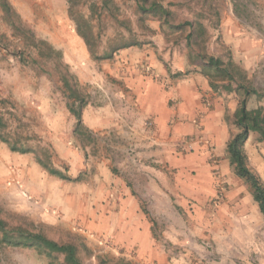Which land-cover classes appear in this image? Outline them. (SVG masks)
<instances>
[{"label":"rangeland","instance_id":"obj_1","mask_svg":"<svg viewBox=\"0 0 264 264\" xmlns=\"http://www.w3.org/2000/svg\"><path fill=\"white\" fill-rule=\"evenodd\" d=\"M9 1L26 25L66 50L67 63L80 59L78 62L84 66L80 69V82L89 102L82 118L88 132L75 133L76 118L67 107L68 99L54 60L41 56L23 33L16 34L0 7V115L6 124L2 133L18 147L34 150L25 154L12 151L0 140V212L38 224L57 241L80 239L91 250L88 254L82 250L85 264H98L99 258L106 264L123 261L153 264L142 258L139 246L135 245L142 240L147 224H150L152 239L164 246L168 253L165 257L171 263L186 264L182 261H186L184 236L198 233L201 228L206 236L194 234V243L200 252L192 251L193 256L187 260L191 264L219 261L215 245L207 237L212 234L210 226L207 230L204 226L196 227L197 221L207 222L219 215V203L203 211L183 208L175 203L172 191L178 190L180 179L185 177L186 188L198 177L206 178L210 186L212 175L215 179L212 187L223 190L244 187L252 197L248 184L230 165L226 148L220 149L209 140L205 147L199 148L194 145L195 136L173 143L158 142L159 133L152 122L147 120L139 127L129 119L128 113L134 111L121 97L122 83L105 73L112 61L93 58L95 67H88V57L75 34L66 0ZM93 1L100 6L102 0H84L80 11L92 21L99 54L110 42L118 45L123 38L134 39L142 45L160 40L173 42L179 47L178 52L186 54L188 27L179 31L176 26L193 21L202 23L207 33L203 35L199 28L191 50H187L192 60L215 56L227 62L232 55L230 46L225 44L231 35L222 33L221 18L216 15L218 7L225 8L230 0H192L188 11L186 2L185 7H174L169 17L173 28L168 25L162 28L159 19L147 17L146 23L142 22L134 0H119L120 4L116 3L121 9L119 12L114 9L101 13L98 8L90 14ZM232 3L240 23L254 29L239 39L242 43H257L255 50L262 51L264 0H232ZM97 73L104 78L95 82L87 80L89 75L96 77ZM258 76L256 84L264 85V76ZM259 85L252 86L256 96L263 93ZM239 94L241 97L242 93ZM227 121L232 137L238 129L233 117L229 116ZM252 141L248 149L245 145L248 156L264 159V140L258 136ZM42 150L54 167L79 180L67 182L51 176L37 161L38 155L44 156ZM178 154L173 160L172 156ZM129 194L139 204L138 209H130L134 204L126 210L117 204L112 208L106 206L108 200L126 198ZM213 201L218 202L220 198ZM252 201L257 203L253 197ZM161 260V257L154 258L156 263ZM61 261L28 248L5 247L0 251V264H59Z\"/></svg>","mask_w":264,"mask_h":264},{"label":"crops","instance_id":"obj_2","mask_svg":"<svg viewBox=\"0 0 264 264\" xmlns=\"http://www.w3.org/2000/svg\"><path fill=\"white\" fill-rule=\"evenodd\" d=\"M115 1L118 5L120 4L119 0ZM159 1L170 10L179 5L185 7L186 2V11H188L192 0ZM216 12V15L221 18L219 29L223 34L231 35V39H226L225 44L230 46L233 60L241 66L252 86L257 87L259 84H256V78L259 77L258 75L264 76V49L257 51L255 50L258 47L257 43L251 41L242 43L239 39L244 33H249V30L253 32L254 29L240 23L232 0L228 1L225 8L218 7ZM75 34L82 41L80 45L83 49L85 48L88 67H95L96 61L92 58L84 40L77 31ZM178 48L173 42L166 43L160 40V42L144 44L140 47L120 49L111 59L112 64L107 65L108 69L105 73H110L111 77L122 83L121 97L134 111L130 112L131 114L128 113L129 119L134 120L139 127H142L147 120L152 122L159 133L158 142L170 140L169 142L173 143L185 140L188 136L192 138L195 136L194 145L199 148L205 147L208 140L220 149L226 148L231 138L227 118L234 117L241 98L239 92L235 90L236 84H232L234 87L232 91H226L222 87L214 90L209 77L202 72V68L196 63H191L187 53V41L186 54L178 52ZM62 49L66 57V50L63 47ZM78 61L80 59L76 58L69 63L82 81L80 69L82 70L84 66ZM100 78L104 76L97 73L96 77L89 75L87 80L95 82ZM259 87L263 93L259 91L261 93L259 96L255 94L249 96L247 103L249 109L264 108L263 83H260ZM165 135L171 138L166 139ZM258 136L256 132L250 133L246 149ZM178 157L179 154L172 156L173 160ZM249 158L253 169L264 178V159H253L252 156ZM203 160L205 161V157ZM210 176V186H207L206 178L198 177L186 188L185 177L183 180L180 179L181 185L180 187L177 185L178 190L172 191L175 203L183 208L193 207L195 211H203L211 208L212 204L219 203L218 216L207 222H196L197 229H199L198 226H204L207 230L210 226L209 229L212 231V234L207 237L212 239L219 261L209 262V264H264V217L258 204L252 201L253 196L246 194L244 187L233 190L212 187L215 179L212 175ZM217 198H220V201H213ZM114 204L125 210L131 204L134 205H131L130 209L139 208V204L130 194L126 198L122 196L119 199L108 200L106 206L112 208ZM137 232L135 229V235ZM197 232L194 234H204L202 228ZM151 234L150 224H147L143 229L142 240L135 243L139 246L138 251L142 254V258L147 259V263L152 261L153 264L156 263L154 261L156 257L162 258L156 264H179L177 261L171 263L168 257H165L168 253L164 250V246L156 243ZM194 234H186L183 239L186 242V261H182L186 264H191V260L187 259L193 256L192 251L196 254L200 252L195 246ZM199 257L202 256L199 255ZM204 264L208 263L204 262Z\"/></svg>","mask_w":264,"mask_h":264},{"label":"trees","instance_id":"obj_3","mask_svg":"<svg viewBox=\"0 0 264 264\" xmlns=\"http://www.w3.org/2000/svg\"><path fill=\"white\" fill-rule=\"evenodd\" d=\"M134 1L136 2L138 14L141 16L140 20L142 22L146 23V19L148 18L159 19L162 28L165 25L173 28V25L169 23L171 11L159 0ZM83 2L84 0H66L68 14L74 21L75 29L78 35L84 40L92 58L95 60H111L120 49L132 46L140 47L142 45V43L134 39L128 40L123 38L122 43L118 45H112L110 42L106 50L102 54H99L97 51L98 36L94 31L92 21L88 15L80 11ZM0 7L4 13V19L16 34L21 35L23 33L30 42L29 45L35 48L41 56L54 60L68 99L67 107L76 118L77 125L75 133L81 134L84 130L88 132V129L83 124L82 118L83 111L89 103L87 99L88 95L83 91V85L78 76L73 72L71 65L65 61L64 50L57 47L46 37H43L36 29L26 25L21 15L14 9L9 0H0ZM98 8L101 10V13L113 12L114 9L118 12L120 10L115 0H102L100 6L97 2L93 1L90 5V14ZM16 21L20 23L17 24ZM176 27L179 31L185 30L184 27H188V30L186 29L185 39L190 50L193 45V40L198 35L199 28L202 30L203 35L207 33L202 23L197 24L193 21H185ZM188 57L192 63L196 62L197 65L202 66V72L209 77L211 87L214 90L222 87L226 91H232L234 90L232 84H236L235 90L242 93L239 107L233 117L238 131L228 141L226 151L235 174L248 184L253 198L257 202L264 217V181L251 166L249 156L245 149L251 132L258 133L260 140H264V108L257 107L255 109H249L247 106L249 96L257 94V91L252 87L250 80L247 78L241 66L233 60L231 54L227 62L215 56L203 57L198 60H192L193 57H191V54ZM226 82L227 84H225ZM5 127L6 124L0 115V140L7 143L12 151L23 154L34 152L32 148L18 147L16 143H11L8 137L2 133ZM42 153L44 156L38 155L37 161L51 176L67 182H77L79 180V178H73L66 172L54 167L49 155L44 150H42ZM5 247L34 249L39 254L51 259L61 258L62 261L59 264H85L81 256L82 250L87 254L91 252L89 247L80 241V239L66 242L57 241L50 237L38 224L28 220H16V218L0 212V251ZM98 264L106 263L103 259L99 258ZM119 264L138 263L123 261Z\"/></svg>","mask_w":264,"mask_h":264}]
</instances>
